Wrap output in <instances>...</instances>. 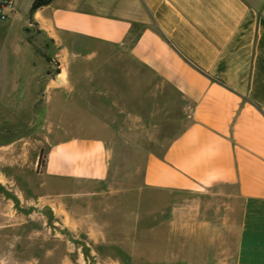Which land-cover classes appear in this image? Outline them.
<instances>
[{"label":"crops","instance_id":"obj_1","mask_svg":"<svg viewBox=\"0 0 264 264\" xmlns=\"http://www.w3.org/2000/svg\"><path fill=\"white\" fill-rule=\"evenodd\" d=\"M30 22L55 69L36 54L0 68V97L26 106L34 129L0 144L11 205L66 206L71 188L101 195L117 124L177 108L182 126L145 156L139 190L211 200L173 207L169 222L187 212L188 251L201 230L203 264H264V0H50ZM151 213L123 214L148 234L161 220Z\"/></svg>","mask_w":264,"mask_h":264},{"label":"rangeland","instance_id":"obj_2","mask_svg":"<svg viewBox=\"0 0 264 264\" xmlns=\"http://www.w3.org/2000/svg\"><path fill=\"white\" fill-rule=\"evenodd\" d=\"M32 1L0 0V68L17 62L12 59L15 56L28 62L36 54L42 67L55 69L53 60L48 59L52 47L45 38H35L30 22ZM10 105L11 99L0 97V144L32 135L34 130L31 124L21 122L31 120L27 107L18 111ZM176 111L164 107L157 116L148 114L145 123L117 124L118 131L107 140L111 169L108 186L98 189L101 195L69 188L66 206L39 200L11 205L15 195L7 183V187L0 183V264H165L172 257L176 264L187 259L203 264L201 230L192 234L188 251L187 212L181 213L183 225L172 229L169 222L173 207L211 200L189 192L150 194L139 190L145 156L160 152L182 126L174 121ZM112 204H117L119 211L110 210ZM128 210L137 214L141 210L143 216L158 212L161 220H149L146 225L153 231L145 234L140 232L137 218L123 214ZM226 262L230 263V258Z\"/></svg>","mask_w":264,"mask_h":264},{"label":"trees","instance_id":"obj_3","mask_svg":"<svg viewBox=\"0 0 264 264\" xmlns=\"http://www.w3.org/2000/svg\"><path fill=\"white\" fill-rule=\"evenodd\" d=\"M50 0H33L32 3H31V10H34L46 3H48ZM43 162V154H42V151L40 152V155H39V159H38V167L42 164Z\"/></svg>","mask_w":264,"mask_h":264}]
</instances>
